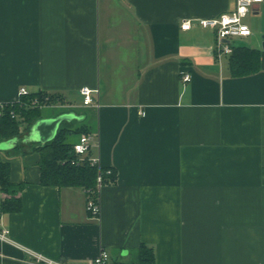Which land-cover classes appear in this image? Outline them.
<instances>
[{
    "label": "crops",
    "instance_id": "crops-1",
    "mask_svg": "<svg viewBox=\"0 0 264 264\" xmlns=\"http://www.w3.org/2000/svg\"><path fill=\"white\" fill-rule=\"evenodd\" d=\"M234 6L0 0V118L22 89L57 94L41 135L88 127L87 156L115 172L96 218L82 187L40 183L37 151H0L11 181L26 183L18 213L1 210L0 190V264H36L30 253L84 264L102 249L120 264H264V1L246 18L251 34L232 42L260 51L249 75L230 74L213 30L181 28ZM83 87L98 106L83 104Z\"/></svg>",
    "mask_w": 264,
    "mask_h": 264
},
{
    "label": "trees",
    "instance_id": "trees-1",
    "mask_svg": "<svg viewBox=\"0 0 264 264\" xmlns=\"http://www.w3.org/2000/svg\"><path fill=\"white\" fill-rule=\"evenodd\" d=\"M260 67V51L247 46H233L230 54L229 68L233 77L249 75ZM61 101L57 94L38 92L35 94L22 95L16 103L4 104L1 107L0 118V141H7L22 137L40 117L41 108ZM34 102H37L35 104ZM24 126V130L21 127ZM79 134H90L88 127L72 129L64 126L59 129L55 138L44 145L26 147L20 141L10 150L11 155L17 153L22 147L24 152L37 151L40 154L41 179L44 186L57 187H82L88 198H95L98 195L97 177L98 166L92 165L90 157L86 156L82 161L74 152V145L71 137ZM103 168L104 184H111L115 181V172L107 174ZM26 183H14L10 178V163L0 161V190L6 196L2 200L1 210L8 213L21 211V192ZM140 259L145 263L153 261L151 249L142 246Z\"/></svg>",
    "mask_w": 264,
    "mask_h": 264
},
{
    "label": "built area",
    "instance_id": "built-area-1",
    "mask_svg": "<svg viewBox=\"0 0 264 264\" xmlns=\"http://www.w3.org/2000/svg\"><path fill=\"white\" fill-rule=\"evenodd\" d=\"M264 0H235V6L233 9L228 10L224 13H221L217 17L213 18H199L195 21L186 20L182 23L181 28L183 30H190L193 27H200L203 29L213 30L216 34L217 46L216 52L217 55H230L233 51L232 42L237 39L247 37L251 34V29L246 23V18L251 13L255 5H259ZM225 40H230L231 43L225 42ZM184 81L189 82L191 77L187 74L184 75ZM98 90L90 89L89 87H83L81 93L83 95V104L85 106H98L96 100L93 97V93ZM21 95H28L29 93L22 89L20 92ZM37 104V102H34ZM92 142V135L83 134L80 136L79 141L74 145V152L79 157V160L82 161L88 154ZM90 162L92 165L98 166V177H97V189L98 195L95 198L87 199V211L91 214L92 217L98 218L100 215V205H99V193L102 187L105 185L103 180L102 167L99 165L96 158L90 157ZM107 174L112 173V169L109 168L106 170ZM1 240H8V230H2L0 232ZM32 256V261L36 264H72L68 262L56 261L48 259L40 254L30 253ZM84 264H120L112 260L110 254L102 249L100 253L85 262Z\"/></svg>",
    "mask_w": 264,
    "mask_h": 264
},
{
    "label": "water",
    "instance_id": "water-1",
    "mask_svg": "<svg viewBox=\"0 0 264 264\" xmlns=\"http://www.w3.org/2000/svg\"><path fill=\"white\" fill-rule=\"evenodd\" d=\"M225 42L227 43H231L230 40H225ZM264 47V44H263ZM59 120H61V117L56 119V120H52L54 122H58ZM49 120H37L36 122L33 123V125L31 126V132H30V136L26 137V136H22V137H17L14 139H10L7 141H0V151L2 150H9L14 148L18 142H22V143H26V142H40V145H44L46 143H48L49 141L53 140L55 138V134H52L49 137H44L45 133H43V136L41 135L43 132V129L45 127V123H47ZM54 127V126H53ZM56 131V130H54ZM53 131V133H54Z\"/></svg>",
    "mask_w": 264,
    "mask_h": 264
},
{
    "label": "rangeland",
    "instance_id": "rangeland-1",
    "mask_svg": "<svg viewBox=\"0 0 264 264\" xmlns=\"http://www.w3.org/2000/svg\"><path fill=\"white\" fill-rule=\"evenodd\" d=\"M251 25V24H250ZM239 40V39H238ZM236 40H234V43H235ZM71 140H73V137L70 138Z\"/></svg>",
    "mask_w": 264,
    "mask_h": 264
}]
</instances>
